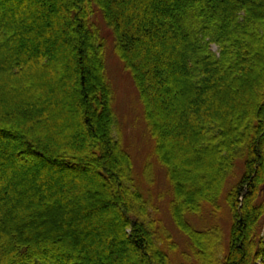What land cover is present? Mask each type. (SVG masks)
<instances>
[{
  "label": "trees",
  "instance_id": "16d2710c",
  "mask_svg": "<svg viewBox=\"0 0 264 264\" xmlns=\"http://www.w3.org/2000/svg\"><path fill=\"white\" fill-rule=\"evenodd\" d=\"M6 12L0 264H173L175 242L149 219L114 134L102 25L138 90L193 257L264 264V0H0ZM222 198L228 228L189 220Z\"/></svg>",
  "mask_w": 264,
  "mask_h": 264
},
{
  "label": "rangeland",
  "instance_id": "374dc122",
  "mask_svg": "<svg viewBox=\"0 0 264 264\" xmlns=\"http://www.w3.org/2000/svg\"><path fill=\"white\" fill-rule=\"evenodd\" d=\"M7 13L0 15L2 20L7 21ZM96 18L101 24V16ZM102 26L105 37L106 75L114 91L113 108L116 113L114 134L122 140L124 147L132 154L135 184L151 203L149 219L155 222L158 233L167 232L175 242L174 249L170 246L166 247L170 251L173 264H198L190 250L189 242L173 222L170 210L173 194L164 168L155 159L153 142L147 130L138 90L129 71L126 70L116 55L111 30L104 25ZM213 49L217 50L218 47L214 45ZM14 163H18V161ZM32 164L42 166V163L36 161H33ZM43 167L48 166L45 164ZM28 171L29 168L21 167V170L16 172V176L22 177ZM25 199L24 193L23 200ZM220 204L218 210L209 204H204L203 215L200 217L191 216L189 220L198 229H204L211 224H221V226L228 228L230 224L229 209L223 198ZM159 227H162V230ZM61 260L63 259L60 258Z\"/></svg>",
  "mask_w": 264,
  "mask_h": 264
}]
</instances>
